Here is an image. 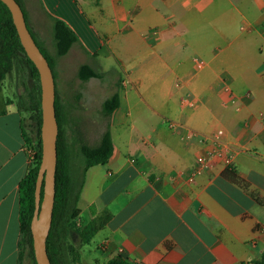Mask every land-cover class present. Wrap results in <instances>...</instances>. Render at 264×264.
Returning a JSON list of instances; mask_svg holds the SVG:
<instances>
[{"label": "crops", "instance_id": "crops-1", "mask_svg": "<svg viewBox=\"0 0 264 264\" xmlns=\"http://www.w3.org/2000/svg\"><path fill=\"white\" fill-rule=\"evenodd\" d=\"M20 1L48 53L53 19L77 35L58 62L71 59L72 80L82 82L77 73L85 64L103 74L89 83L121 75L105 82L120 97L107 123L113 155L86 172L78 202L81 216L100 218L94 238L103 264L119 257L130 264L260 261L264 206L224 173L264 199V0ZM10 76L15 81L14 70ZM2 87L0 264H28L20 248V183L30 169L31 136L20 101ZM68 89L74 106L87 108L98 106L104 90ZM212 137L233 154L232 167L215 157L191 182L198 159L214 149Z\"/></svg>", "mask_w": 264, "mask_h": 264}, {"label": "trees", "instance_id": "trees-1", "mask_svg": "<svg viewBox=\"0 0 264 264\" xmlns=\"http://www.w3.org/2000/svg\"><path fill=\"white\" fill-rule=\"evenodd\" d=\"M21 6L26 23L27 16L23 8L22 2L16 0ZM53 42L55 47L54 55L44 50L29 30L36 41L41 52L49 62L53 71L56 64V58L65 57L79 39L75 32L62 20L53 19ZM19 67L20 71L27 72L30 79L33 81V87L26 90V97L23 99L24 110L32 113V118L39 127L38 142L35 143L30 137L25 136L28 147H33L36 154L30 161L29 173L20 183V224H21V240L20 248L27 252V256L31 260V264H37L33 236L31 231V223L35 212V191L38 173L42 162V141H41V126H42V89L39 72L34 63L28 58L16 30L12 15L7 6L0 1V86L5 82L8 74ZM78 79L82 82H87L91 79H102L103 74L90 65H81L78 73ZM120 106V97L118 93L113 94L106 99L102 106V114L110 120L114 112ZM56 116L59 126V134L57 139V169H56V196L53 210V218L51 230L47 239L48 256L52 264H63V242L66 238L68 226L71 221L79 218L81 211L78 208L79 193L75 192V187L72 178L73 154L65 137L63 119L58 103L56 92ZM114 151V144L110 132L109 124L102 134L99 143L96 146H91L86 143H81L79 153L83 157L84 176L86 172L96 166L106 165L111 159ZM224 176L243 188L255 201L264 206V199L250 190V185L244 179L236 175L232 171H226ZM84 179V178H83ZM82 185V184H81ZM43 196V192H42ZM93 226H87L80 233L82 239L90 237L94 238L97 231L92 230ZM256 264H264V254L260 261ZM108 264H130L121 257L108 262Z\"/></svg>", "mask_w": 264, "mask_h": 264}, {"label": "rangeland", "instance_id": "rangeland-1", "mask_svg": "<svg viewBox=\"0 0 264 264\" xmlns=\"http://www.w3.org/2000/svg\"><path fill=\"white\" fill-rule=\"evenodd\" d=\"M52 55L55 53V47L53 42V49L51 50ZM67 56V55H66ZM65 56V57H66ZM64 58V57H63ZM63 58H56V64L54 67L55 73V84L58 103L63 119L65 137L67 143L71 148L73 154V165H72V178L75 187V192L78 193L84 178V160L79 153V146L81 143H86L91 146H96L102 134L107 128V119L102 114V107H99L103 101L113 94L114 87L106 83L109 78L114 81H118L121 75L117 72H110L106 75L103 80H94L90 83L77 82L75 76L70 73L71 59L62 60L60 64L58 62ZM83 55H80L79 62H83ZM58 64V65H57ZM15 81L11 79V76L4 82L2 87V93L6 96L15 98L16 102L19 103V110L24 119V125L28 133L31 136V140L35 143L38 142L39 127L32 118V113L24 110L23 99L26 97V90L33 87V81L30 79L27 72L19 70V67L14 68ZM17 78V79H16ZM113 81V82H114ZM111 85H114V83ZM77 83L81 87H77ZM116 83V82H115ZM68 86L71 87L72 91L78 93H84V88L91 89L93 92H100L103 90L102 95L98 99V106L91 108L82 107L81 105L74 106L77 102L74 98H71L73 93L70 92ZM21 97V98H20ZM111 97V96H110ZM108 99V98H107ZM100 218L90 219L84 216H79L76 220L71 221L68 226L66 238L64 239L63 246V264H95L96 261L99 264H103L100 258V254L97 251V244L99 237H95L93 240L88 237L82 239L80 233L87 229V226H93L92 230L97 231L99 227ZM25 264V261H23ZM28 264H31V260L28 257Z\"/></svg>", "mask_w": 264, "mask_h": 264}, {"label": "water", "instance_id": "water-1", "mask_svg": "<svg viewBox=\"0 0 264 264\" xmlns=\"http://www.w3.org/2000/svg\"><path fill=\"white\" fill-rule=\"evenodd\" d=\"M9 9L21 44L36 66L42 89V162L35 191V212L31 223L37 264H52L47 251L56 196L57 139L56 85L49 62L41 52L26 23L24 12L16 0H0ZM43 192V196H42Z\"/></svg>", "mask_w": 264, "mask_h": 264}, {"label": "built area", "instance_id": "built-area-1", "mask_svg": "<svg viewBox=\"0 0 264 264\" xmlns=\"http://www.w3.org/2000/svg\"><path fill=\"white\" fill-rule=\"evenodd\" d=\"M167 125H169L171 128H176V123L173 121H167ZM212 145L214 146L213 151L203 157H200L195 165V167L192 169L191 175H190V181L193 182L195 179L202 175L205 171L209 170L213 166V161L215 157H225V163L228 167H232L233 164V154H225V152L228 150V147L217 137H212L210 139H207ZM29 152V159L32 161L33 157L35 156L36 152L33 147H30L28 149Z\"/></svg>", "mask_w": 264, "mask_h": 264}]
</instances>
